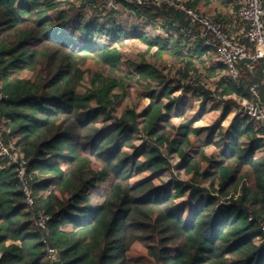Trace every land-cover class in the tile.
<instances>
[{"label": "trees", "instance_id": "obj_1", "mask_svg": "<svg viewBox=\"0 0 264 264\" xmlns=\"http://www.w3.org/2000/svg\"><path fill=\"white\" fill-rule=\"evenodd\" d=\"M201 1L0 0V129L26 162L0 154V264H51L48 248L63 264H264V124L238 116L220 125L237 98L264 107V60L241 61L237 80L219 60L196 66L217 52L188 14L204 18ZM204 19L229 35L220 14ZM155 22L166 38L148 33ZM127 42L144 48L125 61ZM129 80L150 100L140 121L121 107ZM216 97L217 127L175 122L194 98ZM163 147L190 178L172 192L156 184L172 168ZM99 185L100 200L91 194ZM42 214L50 221L38 230Z\"/></svg>", "mask_w": 264, "mask_h": 264}, {"label": "rangeland", "instance_id": "obj_2", "mask_svg": "<svg viewBox=\"0 0 264 264\" xmlns=\"http://www.w3.org/2000/svg\"><path fill=\"white\" fill-rule=\"evenodd\" d=\"M184 1V0H183ZM200 7L202 10V14H204L205 17H207L208 19L214 21V18L220 14V25L224 26L226 29V25H228V29L229 31H227L229 33V35L231 37H233L236 41L241 40L242 35L240 34V29L241 26L239 24L238 18L236 16V9H235V1L234 0H228V1H219V0H211L206 3L205 0L201 1L200 3ZM121 6H119V8L117 9H122L120 8ZM83 14H88L90 16V13H85L83 12ZM96 17H99L100 14H96L93 15ZM204 17V18H205ZM122 19H127L125 17V15H122L121 17ZM155 26H151L148 25L147 26V31L148 33L151 35H161L163 37H167L168 35L165 34L163 32V30L161 29V26L163 25L162 22H155L154 24ZM191 41L195 40V36L193 34H191ZM104 39H99L97 40L98 43H103ZM171 42V41H169ZM205 42V40H204ZM191 45V44H190ZM192 46V45H191ZM139 47L144 48L143 45L138 44L136 42V44L133 43H129L127 42L124 46L123 51L127 54V56L125 55L124 60L127 61L128 59L135 58L138 54L139 51ZM169 64H172V60L171 59H166ZM203 61V65L200 64L198 61H196V66H198L200 69L201 68H210L213 66V64H217L218 63V58H217V54L215 51H211L209 52V56H205L204 58H202ZM126 66H123V69H127V71L132 73H135L133 69H130L129 67L125 68ZM215 68H219V66L217 65ZM217 72V70H216ZM120 73L119 72H109V75H113V76H118ZM27 76L32 77V74L26 73ZM201 75H203V73H201ZM214 79H208V78H204V83L207 85V88L210 90L215 91V85L213 84ZM84 86L88 85V81L87 78L85 79V81L83 82ZM128 88H127V92L125 97L122 99L121 101V107L122 109H132L135 110L136 113H138V115H140V118L138 119L139 121L142 119V115H143V111L144 109L147 107V105L150 103V100L144 97H141L143 95L142 90L137 87V84L132 83V81H128ZM157 91V90H156ZM181 92L175 94V95H180ZM188 96H192V93H189ZM225 101L228 100L229 98L226 97L224 98ZM238 103H242L241 98H237ZM192 107L191 108H185V118L178 120L179 118H175L176 114H174V120L177 124L183 123V122H187L190 121L191 123L194 124L195 127H202V128H213L215 127L217 121L219 120L220 116H221V111H222V100L219 97H216L213 100H204L202 98H194L193 101L191 102ZM213 106H219L218 110H214ZM237 108V107H236ZM235 108V109H236ZM235 109L232 111L231 117L229 119H227L225 122H223L222 124H220L224 130L226 131L228 129V127H230L231 123L233 122V119L235 120V117H238V115L235 114ZM174 113V112H173ZM136 125V124H135ZM218 125H216L217 127ZM1 130V129H0ZM7 131V130H6ZM2 135H3V130H1ZM207 137V132H205L204 134H202L200 139H206ZM3 139V137H2ZM145 139L141 138V133L140 131L137 132L136 134V138L135 141L133 142L135 145H141L143 143ZM146 141V140H145ZM12 145H14V143H12ZM15 146V145H14ZM162 152L164 153V155L169 159L172 168L166 172H164L161 176V179L159 181H157L156 184L161 185V184H165L167 186V191L168 192H172L174 189V185L170 184L171 182H173L174 184L177 182H182V183H186L187 181H190V178L186 176V174H184L183 169L181 168V161L180 159L177 157V155H170L169 154V150L165 147L161 148ZM215 151V147L211 148L208 147L206 149V156L209 157L211 156ZM217 151L219 152L220 150L217 148ZM18 157L19 155V150L14 148V151ZM64 167H67L66 164L63 165ZM148 177V174H143L141 176H137L134 178V182L136 181H140L143 180L144 178ZM107 187L104 186H96L92 188L91 194L93 196L96 197V199L100 200L101 196L103 195L104 191L106 190ZM187 198H183L181 200H178L176 202L177 207H181L182 205L186 204Z\"/></svg>", "mask_w": 264, "mask_h": 264}, {"label": "built area", "instance_id": "obj_3", "mask_svg": "<svg viewBox=\"0 0 264 264\" xmlns=\"http://www.w3.org/2000/svg\"><path fill=\"white\" fill-rule=\"evenodd\" d=\"M120 1L127 3H134L144 5L149 2L160 4L161 0H105V5L108 9H117L120 6ZM237 7L236 16L243 24L240 34L249 42L243 44L236 41L234 38L226 34L219 25L202 18L200 15L195 14L189 10L188 14L192 17V24L194 27L200 26V34L205 40L206 46H212L216 49L217 58L226 67L229 76L233 80H237L240 76L239 63L243 60H264V4L263 0H235ZM185 10V7H182ZM253 95L258 98V92L252 88ZM242 103L235 109V114L240 117H248L256 122L264 124V107L260 105V100L255 103H248L245 99L241 98ZM14 147L8 148L5 146L2 139V132L0 130V154L8 157L13 163L23 166L26 162L21 160L18 155L13 152ZM23 177L21 171L20 178ZM27 195V203L29 206L33 205L31 193L25 187ZM50 221V216L40 215L35 220V227L38 230H44L47 223ZM46 243V241H44ZM55 250L48 248L49 258L52 260Z\"/></svg>", "mask_w": 264, "mask_h": 264}, {"label": "water", "instance_id": "obj_4", "mask_svg": "<svg viewBox=\"0 0 264 264\" xmlns=\"http://www.w3.org/2000/svg\"><path fill=\"white\" fill-rule=\"evenodd\" d=\"M134 127H136V125H133ZM51 264H63L62 259H61V255L56 252L52 258Z\"/></svg>", "mask_w": 264, "mask_h": 264}, {"label": "crops", "instance_id": "obj_5", "mask_svg": "<svg viewBox=\"0 0 264 264\" xmlns=\"http://www.w3.org/2000/svg\"><path fill=\"white\" fill-rule=\"evenodd\" d=\"M0 256H1V254H0Z\"/></svg>", "mask_w": 264, "mask_h": 264}]
</instances>
